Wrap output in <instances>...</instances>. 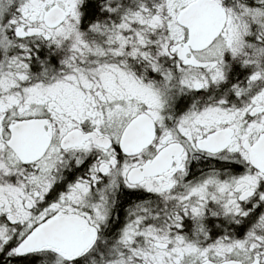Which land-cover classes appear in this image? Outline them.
I'll list each match as a JSON object with an SVG mask.
<instances>
[{"label": "snow or ice", "instance_id": "obj_1", "mask_svg": "<svg viewBox=\"0 0 264 264\" xmlns=\"http://www.w3.org/2000/svg\"><path fill=\"white\" fill-rule=\"evenodd\" d=\"M0 264H264V0H0Z\"/></svg>", "mask_w": 264, "mask_h": 264}]
</instances>
